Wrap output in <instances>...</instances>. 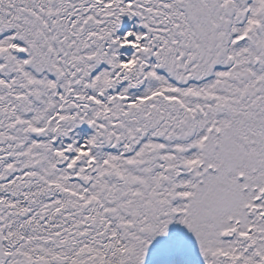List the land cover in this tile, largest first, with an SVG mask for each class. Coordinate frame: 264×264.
<instances>
[{"label": "snow or ice", "instance_id": "1", "mask_svg": "<svg viewBox=\"0 0 264 264\" xmlns=\"http://www.w3.org/2000/svg\"><path fill=\"white\" fill-rule=\"evenodd\" d=\"M0 264H264V0H0Z\"/></svg>", "mask_w": 264, "mask_h": 264}]
</instances>
